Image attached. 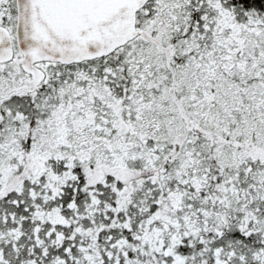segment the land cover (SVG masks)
Here are the masks:
<instances>
[{
  "label": "snow or ice",
  "instance_id": "1",
  "mask_svg": "<svg viewBox=\"0 0 264 264\" xmlns=\"http://www.w3.org/2000/svg\"><path fill=\"white\" fill-rule=\"evenodd\" d=\"M0 264H264V0H0Z\"/></svg>",
  "mask_w": 264,
  "mask_h": 264
}]
</instances>
